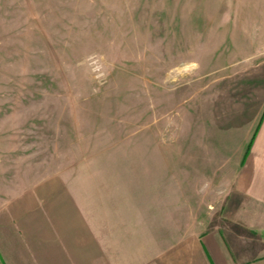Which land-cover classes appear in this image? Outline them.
<instances>
[{"label":"rangeland","instance_id":"1","mask_svg":"<svg viewBox=\"0 0 264 264\" xmlns=\"http://www.w3.org/2000/svg\"><path fill=\"white\" fill-rule=\"evenodd\" d=\"M260 13L264 0H0L1 127L99 241L213 223L233 131L263 95L247 58Z\"/></svg>","mask_w":264,"mask_h":264},{"label":"crops","instance_id":"2","mask_svg":"<svg viewBox=\"0 0 264 264\" xmlns=\"http://www.w3.org/2000/svg\"><path fill=\"white\" fill-rule=\"evenodd\" d=\"M258 26L249 36L258 45L251 43L247 58H259L250 65L249 85L263 87V95L247 100V122L239 120L240 131H233L235 170L223 181L229 188L213 223L179 237L171 224L137 228L133 237L120 228L122 236L99 241L82 226L74 199L57 189L50 194L48 177L15 153L12 133L2 129L11 124H0V264H264V13ZM144 233L147 239L139 237Z\"/></svg>","mask_w":264,"mask_h":264},{"label":"trees","instance_id":"3","mask_svg":"<svg viewBox=\"0 0 264 264\" xmlns=\"http://www.w3.org/2000/svg\"><path fill=\"white\" fill-rule=\"evenodd\" d=\"M250 144H251V142L248 143V145H247V147H246L245 154L248 152V149H249V147H250Z\"/></svg>","mask_w":264,"mask_h":264}]
</instances>
